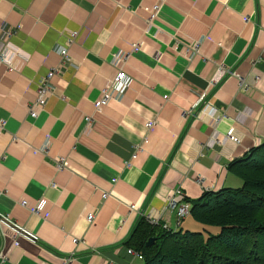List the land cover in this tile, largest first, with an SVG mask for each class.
<instances>
[{
    "label": "crops",
    "instance_id": "crops-1",
    "mask_svg": "<svg viewBox=\"0 0 264 264\" xmlns=\"http://www.w3.org/2000/svg\"><path fill=\"white\" fill-rule=\"evenodd\" d=\"M156 1L0 0V29L18 25L10 40L27 56L0 64V264H143L123 244L139 217L199 229L190 214L176 224L168 197L241 184L229 162L264 142V0H164L148 24ZM116 55L128 84L96 111Z\"/></svg>",
    "mask_w": 264,
    "mask_h": 264
},
{
    "label": "trees",
    "instance_id": "trees-1",
    "mask_svg": "<svg viewBox=\"0 0 264 264\" xmlns=\"http://www.w3.org/2000/svg\"><path fill=\"white\" fill-rule=\"evenodd\" d=\"M227 168L239 186L207 190L189 203L200 231L165 229L139 217L123 244L139 252L143 264H264V142Z\"/></svg>",
    "mask_w": 264,
    "mask_h": 264
},
{
    "label": "built area",
    "instance_id": "built-area-1",
    "mask_svg": "<svg viewBox=\"0 0 264 264\" xmlns=\"http://www.w3.org/2000/svg\"><path fill=\"white\" fill-rule=\"evenodd\" d=\"M164 0H157L152 7L149 9V18L148 24H151L152 19L157 15L161 4ZM19 29L17 25L14 28L9 27L6 24H3L0 29V64H3L8 71L16 70L19 58L27 59L26 55H22L20 51L11 43V36L14 32ZM70 37L67 39L68 44L71 43L72 38L75 36V32H72ZM138 44H133V49H137ZM59 53L61 56L60 62L58 65L49 69L45 74H43L37 81L36 85V94L34 101L29 106V114L33 117H36L38 114L39 109H41L45 103L47 102L48 98L53 94L54 85L52 82V78L60 72V67L65 65L68 61V53H67V46L62 47L59 49ZM116 60L115 66L118 67L116 73L106 81L104 87L101 90L100 96L94 101V109L99 111L103 105L107 104L109 100L112 98L114 93L122 92L123 89L128 84L129 78L126 75L125 71L122 68V63L126 59V56H114ZM240 88L244 90H248L249 86L247 83H243V79L240 78ZM86 122L89 124L92 120L91 115L85 116ZM152 122L147 123V127H150ZM4 122L0 120V127H3ZM226 137L232 142H238V137L233 134V129H229L226 133ZM146 139L144 138V141ZM66 159L65 157H59L57 159V167L62 169L66 166ZM108 193L104 192L103 196L105 197ZM22 205H27V201L25 199L21 200ZM131 208H134V205H130ZM176 207V215H177V222L176 224L179 225L182 218L189 214L190 204L186 201L185 196L181 189H176L167 199L166 209ZM32 212L39 213L40 212V203L39 201L31 207ZM142 217L145 220L152 224V225H159L157 222V218L152 216L150 213L143 215ZM161 215L159 216V218ZM164 217V216H163ZM93 218V213L87 214V219L91 220ZM163 227V226H162ZM165 229H170L167 226H164ZM33 239H35V236ZM128 254L131 256L141 259L142 255L133 250L132 248H127ZM6 257L5 252L0 251V260H4ZM107 264H113L109 262Z\"/></svg>",
    "mask_w": 264,
    "mask_h": 264
},
{
    "label": "water",
    "instance_id": "water-1",
    "mask_svg": "<svg viewBox=\"0 0 264 264\" xmlns=\"http://www.w3.org/2000/svg\"><path fill=\"white\" fill-rule=\"evenodd\" d=\"M1 219L6 222L7 224H9L11 227H13L15 230L24 233L25 235L32 237L33 236L29 233H27V231H25L24 229H22L21 227H18L17 225H15L14 223L10 222L7 218L5 217H1ZM151 244V239L148 240L147 245Z\"/></svg>",
    "mask_w": 264,
    "mask_h": 264
},
{
    "label": "rangeland",
    "instance_id": "rangeland-1",
    "mask_svg": "<svg viewBox=\"0 0 264 264\" xmlns=\"http://www.w3.org/2000/svg\"><path fill=\"white\" fill-rule=\"evenodd\" d=\"M191 217V216H190ZM189 219H192V218H189ZM199 227H200V229L202 228V225L201 224H199ZM186 228H184L183 230H185ZM200 229H189V230H192V231H200ZM209 229H210V232H211V234H217L218 233V231H219V228L217 227V226H210L209 227ZM139 260V259H138Z\"/></svg>",
    "mask_w": 264,
    "mask_h": 264
}]
</instances>
